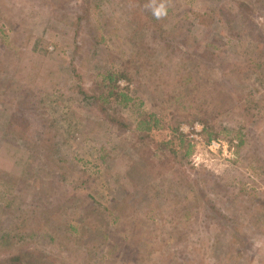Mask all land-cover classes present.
I'll return each instance as SVG.
<instances>
[{
    "label": "rangeland",
    "instance_id": "rangeland-1",
    "mask_svg": "<svg viewBox=\"0 0 264 264\" xmlns=\"http://www.w3.org/2000/svg\"><path fill=\"white\" fill-rule=\"evenodd\" d=\"M1 196L0 260L264 264V0H0Z\"/></svg>",
    "mask_w": 264,
    "mask_h": 264
},
{
    "label": "trees",
    "instance_id": "trees-1",
    "mask_svg": "<svg viewBox=\"0 0 264 264\" xmlns=\"http://www.w3.org/2000/svg\"><path fill=\"white\" fill-rule=\"evenodd\" d=\"M113 76H114L113 73H108V71H107V74L102 77L103 78V84H102L103 86H102V89H101V92H100L99 100H101L103 102L102 106H103V109H105V110L109 109L111 107V105H112V102L109 99L111 97H113V92H112L113 89H111V90L108 89L109 91L105 95H103L104 94L103 87L104 88H109V86L106 85L105 82L106 81L113 82V80H115V77H113ZM120 97L122 98L121 103H123V104H127L128 102L131 101V99L126 94H122ZM160 120L161 119L156 118L152 114H150V115L139 114L138 119L136 120V126L134 127L135 128L134 131L136 133H138L139 138H141V139L150 138L151 137L150 131L153 128H156V129H160L161 128V125H160L161 121ZM180 142H181L180 145L182 147L184 142H183V140H181ZM162 144L164 145V147L171 146L170 142L162 143ZM17 145L21 148V146H22L21 141H18ZM172 152L174 153V150H172ZM189 152H190V146L187 147L185 155L188 156L190 154ZM141 166H143V162L142 161L137 162V164L133 166L132 172H135L134 169H136V167H141ZM4 185H6V184H4ZM6 186L10 190L13 189V185L12 184H8ZM2 196L0 197V200H3ZM8 231H10V230H8ZM9 235H10V232H8L6 236L8 237ZM7 237H5V239L3 241L9 242ZM22 260H23V258L20 255H17V254H15V255L13 254L12 255L11 254L9 256H6V257L2 258L0 260V263L8 262V264H23Z\"/></svg>",
    "mask_w": 264,
    "mask_h": 264
},
{
    "label": "built area",
    "instance_id": "built-area-1",
    "mask_svg": "<svg viewBox=\"0 0 264 264\" xmlns=\"http://www.w3.org/2000/svg\"><path fill=\"white\" fill-rule=\"evenodd\" d=\"M211 146H216L217 144L215 142H211Z\"/></svg>",
    "mask_w": 264,
    "mask_h": 264
}]
</instances>
